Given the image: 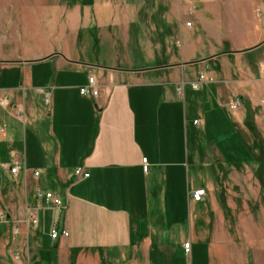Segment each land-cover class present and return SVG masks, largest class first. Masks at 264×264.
I'll use <instances>...</instances> for the list:
<instances>
[{"label":"crops","instance_id":"0c3cea01","mask_svg":"<svg viewBox=\"0 0 264 264\" xmlns=\"http://www.w3.org/2000/svg\"><path fill=\"white\" fill-rule=\"evenodd\" d=\"M106 9L100 4L75 6L60 32H38L64 37L75 46L94 43L97 49L106 40L113 51L107 62L97 54L90 64L78 49L66 53L51 49L24 57L31 61H22L21 55L13 53L0 54V97L8 96L25 114V122H20L11 109L0 108V214H5L0 223L8 222L0 233V264H44L47 251L55 262L50 250L54 245H58L56 264H99L101 254L120 264L131 253L132 264H150L154 240L146 226L150 207L162 200L175 205L180 198L197 204L190 196L201 188L192 187L190 179L186 184L185 172L204 157L201 132L211 131V118L226 117L247 147L248 130L254 132L264 123L261 21L231 30L232 37L219 42L218 30L208 32L209 24L203 19L191 27L185 24L188 36L172 48L163 31L161 44L168 43L167 47L146 61L119 57L117 43L104 33ZM110 12L109 20L114 19ZM51 24L48 29L54 27ZM201 30L207 34L199 35ZM35 33V28L28 30L18 39L35 38ZM158 67L166 68L136 72ZM16 72L22 78L20 85L17 81L9 84L2 76ZM77 73L83 79L75 82L70 75ZM201 74L213 81L193 90L190 83ZM90 76L96 77L98 99L80 94ZM183 85L179 94L177 89ZM42 90L50 95L49 104ZM236 98L243 105L231 110ZM248 115L252 125L245 124ZM206 153L205 164H222L223 157L214 145ZM254 153L252 162L258 155ZM143 158L150 166L147 174L142 170ZM17 163L19 171L13 175L11 168ZM76 168H82L89 178L78 179ZM38 170L41 176L34 180L33 172ZM214 186L211 182L206 197ZM36 188L61 196L63 208L39 202ZM36 210L39 224L33 227L30 216ZM55 224L69 237L53 241ZM156 236L164 240L162 234Z\"/></svg>","mask_w":264,"mask_h":264},{"label":"rangeland","instance_id":"374dc122","mask_svg":"<svg viewBox=\"0 0 264 264\" xmlns=\"http://www.w3.org/2000/svg\"><path fill=\"white\" fill-rule=\"evenodd\" d=\"M97 4L107 8L104 33L107 39L117 43L119 57L146 61L147 56L155 59L161 48L167 47L168 43L165 42V47L161 44L163 31L171 48L172 44L178 46L185 40L188 36L185 24L194 25L203 19L209 24L208 32L216 33L218 30V42L225 37L231 38V30L257 25L259 21L264 24V0H0V36L8 37L0 38V54L13 53L21 55L22 61H31L24 57L51 49H61L64 53L78 49L84 58H89L90 64L95 63L92 60L97 54L107 62L113 51L106 40L97 49L94 43L86 47L75 46L67 43L64 37L54 38L38 32H60L62 26L68 25L67 13L71 9ZM110 11H113L112 21L108 19ZM50 23L54 27L48 29ZM30 24L37 31L35 38H29L30 42L27 38L19 40L20 34L23 33L24 37L26 31H33L34 28H26ZM206 34L205 30L199 33L201 36ZM234 40H238L237 36ZM18 72L21 73L20 70ZM18 72L9 76L2 73V76L5 81L8 79L9 84L17 81L20 85L22 78L17 76ZM70 76L75 82L83 79L80 73ZM248 131L247 147L226 117L218 115L211 118V131L201 132L205 136L201 140V149L205 157L209 147L214 145L220 151L224 165L214 163L209 166L202 157L199 164L190 165L185 172V182L188 184L190 179L192 187L206 191L211 182L214 183L210 195L200 204L180 198L175 205H166L162 200L150 207V218L146 224L149 233L154 234L153 239L159 244H166L162 247L170 253L178 252L176 260L180 264H264V123L256 126L254 132ZM255 139L258 141L256 146L253 144ZM255 151L258 155L252 162ZM49 220L47 217V233L51 229ZM6 223H0V233L5 231ZM161 234L163 241L156 236ZM188 242L192 244L190 257L182 251ZM47 252L44 264H56ZM23 258L27 262L25 254ZM99 258V264H113L106 259L107 256L103 258L101 254ZM131 260L132 253L120 264H132Z\"/></svg>","mask_w":264,"mask_h":264},{"label":"built area","instance_id":"2783aa9c","mask_svg":"<svg viewBox=\"0 0 264 264\" xmlns=\"http://www.w3.org/2000/svg\"><path fill=\"white\" fill-rule=\"evenodd\" d=\"M188 26H191V24H188ZM262 76L264 77V70L262 71ZM213 79L207 78L204 74H201L198 78L197 81L191 82L190 86L193 90H198L201 86L202 83L205 82H211ZM184 85L181 87H178L177 92L181 94L183 91ZM42 94H45V101L47 104L50 103L51 97L49 94H47L44 90L41 91ZM80 94L83 97L87 98H94L98 99L100 97V90L99 86L96 80L95 76H90L89 77V84L86 87H82L80 89ZM242 100L240 98H236L231 104H230V109L231 110H237L240 107H242ZM0 108L3 109H8L10 108L14 112V118L20 122H25V114L23 111V108L21 107H15L13 106L12 102L9 100L8 96L3 97L0 99ZM195 125H199V121L194 122ZM0 131H2V127L0 126ZM16 166L14 168H11V173L13 175H16L19 171L18 163L15 164ZM150 169V166L148 164V159L143 158L142 159V170L144 173H148ZM28 173V172H27ZM74 175L78 179H87L89 178V174L85 173L82 168H76L74 171ZM41 176V172L34 171L33 172V179L38 180L39 177ZM35 197L39 202L44 203L47 207L49 208H55V209H62L63 208V200L61 196L51 192V191H45L41 188H36L35 191ZM191 201L194 203H201L204 201L206 197V191L204 189L196 190L191 192ZM34 212V211H32ZM38 210H36L31 216H30V223L32 224L33 227H37L39 224V218H38ZM5 219V214L1 213L0 214V221ZM13 235L17 236L18 235V230L13 231ZM69 233L65 230L60 231L57 227V224H55L54 228L52 229L51 233V239L53 241H57L61 238H68ZM192 253V244L190 242L186 243L184 245V254L185 256H191Z\"/></svg>","mask_w":264,"mask_h":264},{"label":"trees","instance_id":"16d2710c","mask_svg":"<svg viewBox=\"0 0 264 264\" xmlns=\"http://www.w3.org/2000/svg\"><path fill=\"white\" fill-rule=\"evenodd\" d=\"M250 121H251V117L250 115H248L246 117L245 124L249 125ZM165 245L159 244L157 241L153 240L152 250L150 252V264H180L176 260L178 258L177 257L178 252L177 254L170 253L168 249H164L162 247ZM57 249H58V245H54L53 247L50 248V250L52 251L53 260L55 262L57 261Z\"/></svg>","mask_w":264,"mask_h":264},{"label":"water","instance_id":"95a60500","mask_svg":"<svg viewBox=\"0 0 264 264\" xmlns=\"http://www.w3.org/2000/svg\"><path fill=\"white\" fill-rule=\"evenodd\" d=\"M261 45L255 47L253 49L259 48ZM162 68H166V67L150 68V69L139 70V71H136V72H144V71H149V70H154V69H162Z\"/></svg>","mask_w":264,"mask_h":264},{"label":"bare ground","instance_id":"6f19581e","mask_svg":"<svg viewBox=\"0 0 264 264\" xmlns=\"http://www.w3.org/2000/svg\"><path fill=\"white\" fill-rule=\"evenodd\" d=\"M188 26V25H187Z\"/></svg>","mask_w":264,"mask_h":264}]
</instances>
